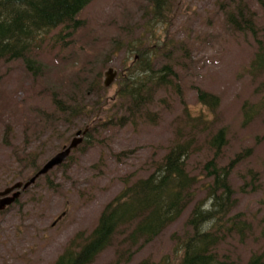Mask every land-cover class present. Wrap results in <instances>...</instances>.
<instances>
[{
  "label": "rangeland",
  "instance_id": "rangeland-1",
  "mask_svg": "<svg viewBox=\"0 0 264 264\" xmlns=\"http://www.w3.org/2000/svg\"><path fill=\"white\" fill-rule=\"evenodd\" d=\"M244 1L257 10L256 29L261 39L264 38L262 8L254 0ZM167 7L171 10L168 22L151 20L155 30L151 25L152 30H146L145 22L150 11L147 0H93L78 15L84 24L76 31L69 47L53 43L51 39L44 43L38 59L47 74L39 81L41 85L31 84L34 80L29 79L23 60L0 62V191L34 176L35 172L30 175L25 172L23 179L17 177L20 175L19 167L12 157L13 147H24L25 137L30 141H44L40 160L44 165L63 149V130L70 127L68 134L75 133L80 123L88 121L87 117H75L69 127L59 124L58 129L62 130L56 133L61 134L46 137L47 132L37 128V123L33 122L37 110L27 108V112L21 113L17 105L26 101L37 108L49 103L46 95L31 97L33 94L29 96L27 92L56 78V71L70 68L73 60L86 58L92 63L87 66V70L92 69V72L83 81L79 79L81 83L95 79L100 72L103 85L105 73L111 67L119 73L134 64L131 52L120 48L121 44L138 36L147 45L150 40L154 43L156 39L152 32H155L162 41H177L172 47L175 51L171 54V62L179 72L183 90L181 95L160 91L154 108V113H157L154 121L145 119L139 121L137 127L128 124L119 131H104V136L109 137L102 143H109L108 147L97 144L78 149L72 152V160L54 167L47 176L38 177L29 188L22 190L19 200L0 212V264H54L70 239L79 232L89 233L95 227L106 203L122 190L127 175L149 174L153 161L166 151L174 137V129L185 119L186 105L196 115L205 111L210 120L207 127L202 125L196 138L199 141L197 152L191 160L194 173H198L196 167L199 163L205 164L214 156L215 149L209 150L206 141L222 127L227 130L229 143L219 153V165L228 164L237 153L252 148V153L235 166L231 181L235 188L232 213L248 217L253 222L254 234L248 231L242 239L236 232L226 236L219 247L221 254L245 264L253 254L264 252V110L255 112L246 120L243 108L246 102L255 104L263 100V92L259 88L262 76L255 75L251 68L260 48L259 37L248 28L240 30L227 23L225 12L236 7L233 0H168ZM127 24L135 28L133 35ZM119 25L124 30L121 34ZM184 61L185 65L182 64ZM116 79L109 87L103 85L104 89L97 90L108 101L101 111L102 116L108 114L110 104L116 101L119 88ZM199 90L219 96L216 111L209 110L198 100ZM84 93L79 95L85 100L92 98L87 91ZM96 99L93 97L94 101ZM27 114L32 116L30 126L25 130ZM7 121L11 127L6 126ZM6 136L8 141H5ZM74 136L72 134L65 144H69ZM249 167L259 175L253 180V185L251 175H246ZM199 177L200 182L207 179ZM206 195V188H199L195 201L203 199L208 205ZM194 202L180 219L137 250L131 258L122 249L124 259H119L115 248L110 247L90 264H159L164 260H174L181 251L176 243L189 230L187 217Z\"/></svg>",
  "mask_w": 264,
  "mask_h": 264
},
{
  "label": "trees",
  "instance_id": "trees-1",
  "mask_svg": "<svg viewBox=\"0 0 264 264\" xmlns=\"http://www.w3.org/2000/svg\"><path fill=\"white\" fill-rule=\"evenodd\" d=\"M92 1L0 0V62L23 60L29 79L34 80L31 84L36 85L47 74L38 59L44 43L51 39L53 43L69 47L73 43L72 38L76 31L84 24L78 15ZM233 1L236 2V7L225 12L227 23L240 30L244 28L252 30L253 34L259 37L260 44L251 68L255 75L262 76L259 88L263 92V100L255 104L246 102L243 105L247 120L255 112L257 114L264 110V38L261 39L259 30L256 29L257 10L244 0ZM254 1L262 8L264 16V0ZM147 2L150 11L147 13L149 19L145 22L146 30L154 29L151 20L168 22L171 12L167 7L168 0ZM127 27L133 35L135 29L133 25L127 24ZM123 31V27L119 25V34ZM152 35L156 40L154 43L148 41L150 42L148 45L140 36L121 44L120 48H126L131 52L134 64L118 73L119 88L116 101L110 104L111 108L107 110L106 116H102L101 111L107 106L108 101L97 92L98 89H104V84L102 85L100 80L101 73L99 72L95 79H88L83 83L79 80L88 78L92 72V69L87 70V66L92 63L86 58L73 60L70 68L56 71V78L46 84L42 83L41 88L34 86L27 92L29 96L33 94L31 97L46 95L49 103L45 102L44 106L35 108L36 105L32 103L30 105L26 101L19 102L17 104L19 112L25 113L27 108L37 110L33 122L37 123V128H43L44 132H47V134L43 132V136L45 134L46 137L61 134L56 133L62 130L58 129L60 123L61 127H69L75 117H87L86 123L76 124L78 125L76 129L85 131V135L83 142L73 152L97 144L108 147L109 143H102L109 137L104 136V131L110 132L112 129L119 131L128 124L137 127L139 121L145 119L149 122L154 121L157 115L154 113L157 94L166 90L181 95L183 90L179 82V72L171 62V54L175 51L172 47L177 41L175 39L162 41L155 32H152ZM180 45L178 41V47ZM161 59L166 61L162 62ZM182 64L185 65L186 61ZM125 70L128 72H123ZM86 81L88 83L83 86ZM84 91L91 94L90 100L87 101L79 95H85ZM197 94L200 102L209 110L216 111L219 96L204 90H199ZM93 97L97 99L94 101ZM162 100L165 101V98ZM185 113V119L174 129V137L166 151L158 160L153 161L149 174L135 177L127 175L123 180L122 190L106 203L95 227L89 233L79 232L70 239L54 264H90L110 247L115 248L119 259H124L122 249L127 251L128 258H131L137 250L155 240L164 229L183 216L190 203L195 201L199 188H206L209 204L207 205L203 199L194 202L187 217L189 230L181 241L176 243L181 251L174 260H164L159 264H239L226 254H221L219 247L226 236L235 232L241 239L248 231L254 234L253 222H250L248 217L242 218L241 214L232 213L235 205V188L231 181L235 166L252 153V148L237 153L228 164L219 165V153L229 143L227 130L222 127L206 141L209 150L215 149L214 156L205 164L199 163L196 167L198 173H194L191 160L197 152L199 141L196 138L202 125L205 124L207 127L210 120L205 111L196 115L187 105ZM26 116L25 130L30 126L32 115ZM6 126L11 127L8 121ZM69 130L70 127L64 129L62 133L64 146L72 138V134L76 135L79 131L68 134ZM8 138L6 136L5 141H8ZM36 142L37 145L30 148ZM23 145L24 147L18 145L13 147L12 154L15 164L19 167L20 175L17 177L22 179L25 172H29V175L35 172V175L43 166L40 160L45 143L43 140L30 141L25 137ZM116 154L117 157L120 156V152ZM71 155L67 160L74 158ZM246 175H251V185L253 180L259 177L258 172L252 167L248 168ZM199 176L207 179L200 182ZM245 185L243 186L246 187ZM245 264H264V252L253 254Z\"/></svg>",
  "mask_w": 264,
  "mask_h": 264
},
{
  "label": "water",
  "instance_id": "water-1",
  "mask_svg": "<svg viewBox=\"0 0 264 264\" xmlns=\"http://www.w3.org/2000/svg\"><path fill=\"white\" fill-rule=\"evenodd\" d=\"M118 76V71L111 67L105 73V81L103 82L105 87H109ZM85 131L79 130L76 136L71 142L64 146L62 150L58 151L52 158H50L42 168L29 180L17 181L11 186H8L4 190L0 191V212L5 210L10 204H12L20 195L21 190L28 188L35 180L48 173L54 167L62 165L70 156L73 149L77 148L84 140Z\"/></svg>",
  "mask_w": 264,
  "mask_h": 264
}]
</instances>
